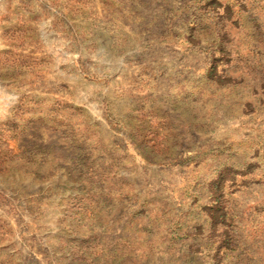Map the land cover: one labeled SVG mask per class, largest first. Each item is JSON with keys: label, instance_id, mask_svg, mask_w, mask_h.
I'll return each mask as SVG.
<instances>
[{"label": "rangeland", "instance_id": "obj_1", "mask_svg": "<svg viewBox=\"0 0 264 264\" xmlns=\"http://www.w3.org/2000/svg\"><path fill=\"white\" fill-rule=\"evenodd\" d=\"M0 264H264V0H0Z\"/></svg>", "mask_w": 264, "mask_h": 264}]
</instances>
